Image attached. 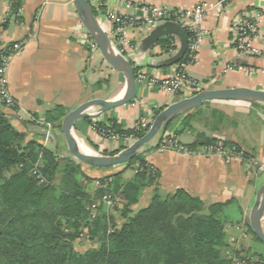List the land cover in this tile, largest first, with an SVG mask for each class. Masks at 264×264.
<instances>
[{
  "label": "crops",
  "instance_id": "crops-1",
  "mask_svg": "<svg viewBox=\"0 0 264 264\" xmlns=\"http://www.w3.org/2000/svg\"><path fill=\"white\" fill-rule=\"evenodd\" d=\"M127 1L134 7L146 4L170 10H190L200 2L212 5L202 24L208 34L201 43L196 62L187 65L184 73L203 89L246 87L264 92V56H242L236 52L231 30L236 18L247 15L254 17L257 12L263 13L264 0ZM109 8L122 13L129 12L118 2L111 3ZM9 9L10 0H0V52L13 43H23L21 51L13 56L6 72L9 92L16 101V112L11 122L19 131L29 135L43 134L45 130L33 123H42L44 114L55 106L65 108L67 113L95 98L116 101L122 97L125 91L123 76L111 70L99 52L92 53L89 50L81 37L85 31L72 0H20L17 9H20L21 15L17 21L13 17L15 12L11 14ZM254 20L258 35L264 37V20L255 17ZM147 35L129 29L131 49L123 57L133 69L141 68L157 79L171 76L177 65L167 66L159 62L166 61L176 51L167 54L157 45L158 42L142 51L140 46ZM175 42L178 43L177 40ZM253 44L264 55V41L256 39ZM114 81L119 84L118 90L111 95H104L106 91L103 84L112 85ZM177 101V96L168 95L146 84H138L134 101L89 120L95 123L112 119L123 128H132L138 118H149ZM208 104L205 109L207 113L211 109L220 112L225 117L223 122L218 123L209 118L207 125L195 123V133L185 131L177 139L181 143L192 144L196 141V134L204 133L221 142L238 145L248 155L247 159L222 160L215 156L159 152L154 149L157 138L141 151H146L145 161L158 174L157 188L160 194L184 190L206 206L233 200L238 209L235 219L243 226L256 193L264 183V122L250 115L252 112L264 114V104L226 100L209 101ZM79 127L81 131L74 128L75 138L86 144L93 154L98 152L103 155L104 151H115L117 146L98 138L90 124L81 120ZM51 138L47 140L48 148H53L55 141L58 142L53 136ZM252 160L254 162H250ZM90 172H94L96 176H92L97 178L105 170ZM148 190L151 197L152 188ZM228 226L226 234L229 245L234 243L246 250L254 249L264 254V247L250 235L247 238L240 235L237 230L240 226Z\"/></svg>",
  "mask_w": 264,
  "mask_h": 264
},
{
  "label": "trees",
  "instance_id": "trees-1",
  "mask_svg": "<svg viewBox=\"0 0 264 264\" xmlns=\"http://www.w3.org/2000/svg\"><path fill=\"white\" fill-rule=\"evenodd\" d=\"M18 7L20 0H15L12 9ZM174 41L165 37L157 45L170 54ZM187 58L185 52L176 65L187 62ZM208 105L205 102L177 117L160 135L179 141L191 151L219 143L247 159L238 145L204 133L196 134L192 144L177 139L185 131L195 133V123L207 125L209 118L223 122L225 117L220 112L211 109L207 113ZM15 108L0 109V264H233L231 254L245 264H264V254L242 247L234 251L227 241V226L241 225L235 219L238 209L233 200L206 206L184 190L160 194L158 174L145 161L146 151L113 168L73 163L69 156L59 153V142L53 148L46 145L47 132L55 139L58 133L63 137L65 108L55 106L46 112L42 123H33L44 133L31 135L11 122ZM82 121L90 124L91 130L104 128L135 139L146 131L123 128L112 119ZM80 122L75 124L77 131H81ZM123 148L119 145V150L102 154L114 156ZM82 165L89 170L104 169L105 173L91 177ZM129 170L133 175L125 179ZM147 188L153 192L147 205L134 211ZM119 201L122 208L118 210ZM115 213L121 214L118 227ZM242 224L247 235L262 245L247 220ZM77 241H86L89 246L76 250Z\"/></svg>",
  "mask_w": 264,
  "mask_h": 264
},
{
  "label": "built area",
  "instance_id": "built-area-1",
  "mask_svg": "<svg viewBox=\"0 0 264 264\" xmlns=\"http://www.w3.org/2000/svg\"><path fill=\"white\" fill-rule=\"evenodd\" d=\"M93 12H95L97 21L102 30L109 37L111 48L114 53L124 56V53L131 49L130 39L128 37V30H137L142 33L149 34L158 24L162 22H172L181 27L187 34V49L188 53L187 62L177 65L171 76L165 78L153 77L148 75L143 69L137 68L134 76L136 77L137 84H146L148 87L155 88L171 96H177L184 91L199 92L203 87L196 81L188 78L184 73V68L196 62L198 51L205 36L208 34L202 24L207 13L213 7L206 2L196 4L190 10H170L163 7H155L146 4L136 5L135 7L127 0H86ZM15 0H10V12L13 14L14 20L20 17V9L13 10L12 4ZM113 2H118L123 5L128 13H122L114 8L110 9L109 6ZM256 19L264 20V12H257L254 16ZM252 16H243L236 18L232 24L233 30V46L236 52L242 56L262 57L263 52L260 51L253 42L256 39L264 41V37L258 35L256 30V23ZM85 31V30H84ZM86 42L87 47L93 53L97 51L95 42L90 38L89 34L84 32L81 36ZM23 47L22 42H16L7 47L0 53V109L9 111L16 106V101L11 96L8 89V82L6 79V72L11 59L15 54L21 51ZM179 44L173 42L171 44L172 50L169 52L174 54L177 51ZM241 70V68H239ZM141 120V119H140ZM138 120L136 126L133 127L136 132L145 129L142 121ZM92 132L97 136L110 143H124L131 146L137 139L133 136H122L114 133L108 129L92 128ZM49 132L47 138L49 139ZM157 150L160 151H173L187 156H216L222 160H236L241 158V153L232 149H223L221 144L208 146L203 150L191 151L187 147L180 145L179 141L167 139L161 136L156 144ZM251 162V161H250ZM104 201L110 205L108 198L104 197ZM239 262V261H238Z\"/></svg>",
  "mask_w": 264,
  "mask_h": 264
},
{
  "label": "water",
  "instance_id": "water-1",
  "mask_svg": "<svg viewBox=\"0 0 264 264\" xmlns=\"http://www.w3.org/2000/svg\"><path fill=\"white\" fill-rule=\"evenodd\" d=\"M75 12L81 22L85 32L95 42L99 54L102 56L105 64L114 72L123 76L125 81V91L122 97L116 101L95 98L86 101L73 110L68 111L62 118L61 132L66 142L69 156L78 162L94 168H113L124 165L135 158L139 152L151 143L153 139L163 134L167 126L177 117L189 113L209 101H236L264 104V92L249 88H228L223 90L202 89L195 94L181 98L165 108L161 109L154 117L148 130L135 141L131 146L120 150L114 156H104L100 154L87 155L80 151L79 142L75 138L73 131L75 124L83 119H95L102 114L115 110L117 107L127 105L136 99L137 82L134 76V69L129 61L122 55L114 53L107 34L99 26L95 12L91 10L86 0H72ZM169 36L177 40L179 47L175 55L166 61L159 63L167 66L177 64L185 55L187 49V37L185 32L175 23L162 22L157 25L150 33L145 36L140 49L146 50L152 47L162 37ZM92 111H94L92 113ZM264 183L258 189L254 204L249 211L247 222L258 239L264 245Z\"/></svg>",
  "mask_w": 264,
  "mask_h": 264
},
{
  "label": "rangeland",
  "instance_id": "rangeland-1",
  "mask_svg": "<svg viewBox=\"0 0 264 264\" xmlns=\"http://www.w3.org/2000/svg\"><path fill=\"white\" fill-rule=\"evenodd\" d=\"M94 52H97V51H94ZM118 88H119V84H118V82L116 81H114V83L112 84V85H109V84H103V89H104V91H106V93L104 94V95H111L112 93H115L116 92V90H118ZM190 92V91H189ZM188 91H184L183 93H181L180 95H177V97H179V99H181V98H184V97H189V96H191V95H193V92L191 91L190 93H189ZM184 93H186L187 95L185 96V94ZM103 95V94H102ZM154 115H156V114H153L152 116H150L149 118H141V120L138 118V120H140V121H142V124H144L145 125V129H146V131L148 130L147 128H149L150 127V125H151V123L153 122V120H154ZM253 118H261L262 119V121L264 122V114H259L258 115V113H251L250 114ZM247 116V115H246ZM23 117H25V115H23ZM249 117L247 116V119H248ZM62 120V119H61ZM137 120V121H138ZM62 122V121H61ZM136 126V122H135V124L132 126V128L133 127H135ZM145 131V132H146ZM144 132V133H145ZM49 136L50 137H52L51 136V134H49ZM58 144H59V153L60 154H63V155H65V156H69V153H68V150H67V145H66V142L64 141V139H63V137H61V135H59V133H58ZM160 137H161V135L159 136V135H157L155 138H157V142L160 140ZM47 142V141H46ZM56 142V141H55ZM79 142V141H78ZM157 142H156V144H157ZM83 143V142H82ZM48 144H49V142H47L46 143V145L48 146ZM84 144V143H83ZM115 144V146H117L116 147V149H115V151H117V150H119V149H117L118 148V146L119 145H121V146H123L124 148L123 149H125V148H127L128 147V145H126V144H124V143H120V142H117V143H114ZM156 144H155V146L154 147H156ZM86 145V144H85ZM87 146V145H86ZM88 147V146H87ZM157 151H159V150H157ZM162 152H164V151H162ZM93 154V153H92ZM96 154H99L98 152H96ZM101 155V154H100ZM70 157V156H69ZM216 157V156H215ZM219 158V157H218ZM70 159L72 160V162L73 163H79V162H77V160L75 159H73V158H71L70 157ZM251 160V159H250ZM251 162H254L253 160L251 161ZM82 168H83V170L89 175V176H91V177H93V176H96V174L94 173V172H90L91 170H89L88 169V167H86L85 165H82ZM104 170V169H103ZM94 173V174H93ZM93 175V176H92ZM133 175V171L132 170H129V171H127L125 174H124V178L125 179H128V178H130L131 176ZM88 189H89V186H88ZM147 189H149V188H147ZM147 189H145L144 191V193H143V196L140 198V202H139V205L140 206H135V207H133V210L134 211H137L138 209H140V207H143V206H146L147 205V203H148V199H149V197H150V194H149V192H150V190H148L147 191ZM117 209L119 210V209H121L122 208V203L119 201L118 203H117ZM121 214L119 213H115V223H116V226L118 227L119 225H120V223H121V221H122V219H121V216H120ZM263 224H264V221L262 222ZM230 225H232L233 226V224H230ZM229 225V226H230ZM228 226V227H229ZM227 229V228H226ZM237 230L240 232V235L242 236V237H244V238H247L248 237V235H247V233H246V231H245V229H244V227H242V226H240V227H237ZM227 235V234H226ZM226 238H227V236H226ZM231 245V244H230ZM89 246V243L88 242H86V241H77V243H75V245H74V248L76 249V250H79V251H84V250H86V248ZM234 249V251L236 250V251H238V250H240L239 248H240V246L239 245H236V244H232L231 245ZM231 257H232V259H233V264H245V262H238V260L231 254ZM254 263V262H253Z\"/></svg>",
  "mask_w": 264,
  "mask_h": 264
},
{
  "label": "bare ground",
  "instance_id": "bare-ground-1",
  "mask_svg": "<svg viewBox=\"0 0 264 264\" xmlns=\"http://www.w3.org/2000/svg\"><path fill=\"white\" fill-rule=\"evenodd\" d=\"M79 149L84 154L92 155V151L85 144H83L81 141H79Z\"/></svg>",
  "mask_w": 264,
  "mask_h": 264
}]
</instances>
